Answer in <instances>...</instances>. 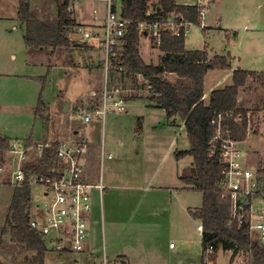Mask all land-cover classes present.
Returning <instances> with one entry per match:
<instances>
[{
  "label": "rangeland",
  "instance_id": "obj_1",
  "mask_svg": "<svg viewBox=\"0 0 264 264\" xmlns=\"http://www.w3.org/2000/svg\"><path fill=\"white\" fill-rule=\"evenodd\" d=\"M17 1L5 0L15 6L13 8L10 5L9 9L4 6V19L0 18V64L7 74L0 77V135H8L13 141H27L30 144L37 142L32 138L50 140L58 136L65 142L85 141L90 147L86 159L91 161L94 175L96 177L102 175L106 184L108 180L126 182L127 177L133 178L136 174H144L143 171L140 172L143 169L146 171L145 174L155 177L156 168L152 167V164H157L162 158L161 154H166L170 149L167 143L170 134L174 139H178L175 149L191 148L181 119L176 125L167 124L168 117L163 110H152L149 107L150 93L147 85H142L144 92L125 103L126 112L107 115L105 121L102 117L96 118L92 114L93 106H101L105 86L104 53L96 40L83 39V30H86L91 21L98 25L104 24L106 7L103 1L78 0L80 2L78 4L77 0H71L73 17L82 30L75 29L71 34L73 41L71 46L67 49L63 47L56 49L53 57L49 56L52 48L46 49V53L41 55L33 52L30 56L27 54L23 38L25 25L19 22L15 14ZM177 1L182 4L186 0ZM230 2L238 6L242 0ZM30 4L40 12L41 19L49 17L52 20L56 17L58 5L56 0H30ZM118 4L120 7V1ZM248 4L253 10L260 7L259 13L264 16V0H250ZM158 5L159 1L153 0L150 11L156 12ZM206 22L213 25L211 14H207ZM254 33L239 32L240 36L236 39L231 37L229 41L224 30L214 29L204 34L198 25H193L186 40L190 48L203 49L207 44L208 52L213 56L217 54L228 56L231 53L240 58L238 66L243 70L264 71V31ZM75 42H81L82 46H76ZM150 44L151 39L144 36L140 46L144 62L151 59L157 61V51L149 54L146 52ZM12 54L16 55V60H12ZM47 64H51L52 67H48ZM213 74L221 76L223 81L226 80L224 73L221 75L216 71ZM251 82L252 85L246 88L245 97L247 106L251 107L249 111L252 114L249 113V116L252 118L253 130L248 139L240 145V149L248 155L252 165L264 167V74L259 80ZM93 92H96V96H91ZM41 95L43 105L44 102L49 105L47 109L42 105L39 112L45 115L48 113L44 124L35 118ZM205 99L208 102L210 98L207 96ZM67 101L70 102V112L63 110L67 106ZM89 114L91 121L85 122L84 118ZM30 136L31 139H25ZM102 150L106 156L112 155L111 163L106 158L102 165ZM153 151L160 152L155 154ZM136 152L142 155L139 162L135 160ZM189 161L191 158L182 160L181 167L187 166ZM146 167H149L148 170ZM191 173L190 169L184 175ZM13 189L0 187V241L3 239V243L0 244V264H28L25 260H32L34 253L13 245L9 235L2 237V230L7 226V218L10 216ZM31 193L35 203L44 202L42 186H32ZM106 193L104 191L102 196L104 204L107 201ZM124 196V191H120L117 198L121 199ZM180 202L178 217L180 234L175 235L170 243L177 246L176 251L185 252L187 262L199 264L203 257L202 235L196 229L200 221L193 217L192 212L202 207L203 193L194 189H182ZM183 239L188 242L186 249L185 245L180 243ZM45 243L49 251L45 257V264H72L75 259L84 260L80 254L57 253L53 251V244L49 241ZM212 256L215 264H227L231 260L232 252L225 251L219 246ZM238 259L246 263L244 257Z\"/></svg>",
  "mask_w": 264,
  "mask_h": 264
},
{
  "label": "trees",
  "instance_id": "obj_2",
  "mask_svg": "<svg viewBox=\"0 0 264 264\" xmlns=\"http://www.w3.org/2000/svg\"><path fill=\"white\" fill-rule=\"evenodd\" d=\"M56 1V17L52 20L46 17L44 20L40 18L38 10L32 9L30 0H18V19L26 24L24 40L31 53H44L46 49L52 48L50 53L54 55L58 48H69L73 42L71 34L80 28L73 17L71 0ZM152 1L120 0L121 15L130 21L124 38L122 63L129 75L146 83L150 100L165 110L168 118L178 117L184 122L191 148L177 151L175 157L180 160L190 156L194 161L190 168L192 173L185 175L182 180L191 189L203 193V205L193 213L194 218L203 224V250L208 245H214L216 249L222 246L225 251L232 252V261L244 257L246 262L264 264V249L251 241L249 228L230 221L231 204L222 198L220 190L223 164L219 144L212 143L217 134L212 125L215 112L231 113L234 117L226 120V123L230 126L232 138L240 142L248 139L249 121L252 122L249 113L252 112L244 109L238 99L240 90L246 86L252 72L236 70L233 85L213 92L209 105H205L202 99L205 76L209 70H229L230 64L226 57L216 56L209 60L203 51L186 49L184 34L173 36L164 33L162 43L158 46L161 52L159 63L146 64L140 54L141 40L145 36L140 31L142 23L175 13L194 25H200V10L196 6L178 5L176 0H158V10L149 14ZM172 74L175 80L169 78ZM42 105L41 95L37 113L41 111ZM238 118L240 120L236 122ZM12 142L7 137H0V148L7 149ZM54 157V150H47L45 157L38 161L39 164L31 166L30 171L51 175L48 170L54 164ZM32 207L31 187L24 184L14 188L10 216L7 226L2 230V237L9 235L13 245L34 253L32 260H25L28 264H44L48 252L45 240L29 227ZM2 243L3 239L0 241Z\"/></svg>",
  "mask_w": 264,
  "mask_h": 264
},
{
  "label": "built area",
  "instance_id": "obj_3",
  "mask_svg": "<svg viewBox=\"0 0 264 264\" xmlns=\"http://www.w3.org/2000/svg\"><path fill=\"white\" fill-rule=\"evenodd\" d=\"M105 3V21L100 28L83 30V39L96 40L104 53L105 86L102 91L101 106H93L91 111L96 118L126 112L125 103L144 92L142 81L129 75L122 63L124 38L130 21L123 18L118 2L120 0H100ZM215 0H197L195 6L200 16V26L204 28L207 14ZM77 3L80 2L77 0ZM96 13V11H94ZM153 12L149 11V14ZM194 24L184 20L179 14L171 13L165 17L148 20L140 25V31L148 36L158 47L164 33L173 36L186 35ZM81 31V27L78 28ZM137 83H136V82ZM150 93V91H149ZM90 111V112H91ZM231 113L215 112L212 125L216 136L212 143L219 144L223 164L220 190L222 198L230 205V221L238 226H247L251 241L257 242L264 249V167L249 163L240 145L243 142L232 138L230 126L226 120ZM91 121V115L84 118ZM240 118L235 119L239 121ZM252 122L249 121L248 136L252 134ZM55 143H58L55 145ZM87 142H50L37 141L27 144L26 141H13L7 149L0 148V187H21L28 184L44 188V202L33 201L29 227L39 233L45 241L53 244V251L63 254L87 253L89 241V223L93 209V195L97 192L102 198L106 186L102 175L97 181L88 176L86 155L89 151ZM54 150L53 166L48 172L51 175L31 172L30 167L39 164L47 150ZM111 159L102 150L104 160ZM203 235L202 222L197 226ZM171 247H174L171 244ZM217 249L208 245L203 250L204 264H215L213 254ZM237 257L227 264H252L242 262ZM72 264H110L106 253L99 262L91 259H75Z\"/></svg>",
  "mask_w": 264,
  "mask_h": 264
},
{
  "label": "crops",
  "instance_id": "obj_4",
  "mask_svg": "<svg viewBox=\"0 0 264 264\" xmlns=\"http://www.w3.org/2000/svg\"><path fill=\"white\" fill-rule=\"evenodd\" d=\"M230 1L231 0H215L208 13V15H212L213 25L212 23L207 24L206 20V26L204 28L198 25L201 30H203L204 34H208L214 29L224 30L227 32L226 37L230 41L231 37L236 39L238 36H240L239 32L258 33L264 31V16L259 13L261 10L260 7L255 10L251 9L248 4L250 0H242L241 3H238V6L232 4ZM176 3L178 5L195 6L197 0H186L182 4H180L176 0ZM10 5L11 4H8V2H5V0H0V18L4 19V6L9 9ZM12 6L14 8L15 5L13 4L11 5V7ZM18 7L19 2L17 1L15 13L17 18ZM31 7L32 9H36V7L32 5ZM14 12L15 11L13 10V14ZM57 13L58 9L56 11V15ZM19 22L25 25L26 33L25 22L21 20H19ZM88 24L89 25L87 26L86 30H95L96 28H100L103 25H98L93 21L89 22ZM192 26H190V28ZM187 34L185 35V46L187 50L203 51L208 55L209 60L214 59L216 56H222L218 54L213 56V54H210L208 52L207 44H205L203 49L190 48L186 40ZM24 36L25 34H23V38ZM78 45V47H80L82 43L78 42ZM26 49L27 54L30 56L31 52L29 51L28 46H26ZM153 51H157L158 53L157 61L154 62L153 59L148 61L146 59V64H158L160 61L161 52L155 45V43L151 40V44L146 49V52L147 54H149ZM45 53L46 52L37 54L41 55ZM49 56L53 57L51 53H49ZM222 57H226L228 59L230 69L225 71H208L204 79V97L202 98L205 105H209L210 100L212 99L211 95L213 92L225 89L226 87L233 85V74L236 70H243L238 66L240 58L238 59L236 56L231 55V53H229L228 56L223 55ZM11 58L12 60H16L17 57L15 54H12ZM47 66L50 68L52 67L51 64H47ZM216 71L221 75L222 73H224L226 80L223 81L221 79V76H215V74L213 73ZM244 71L252 72V75L249 76L246 86L240 90L238 100L239 104L244 109L249 110L251 109V107L247 106L248 103H246V88L248 87V85H252L251 81H255V79L259 80L260 76L264 74V71L247 69H244ZM3 76H7V74L4 73L0 64V77ZM169 78L171 80L176 79L175 75L173 74L169 75ZM143 85L145 86L146 83H144ZM91 94V96H96V92H93ZM207 96H209L210 98L208 102L205 99L207 98ZM66 104L67 106L63 110L64 112H70V102L67 101ZM43 107H46L47 109L49 108V105L44 102ZM149 107L152 110H163L161 108H158L151 100ZM37 111L35 112V118L39 122L42 121L41 123L44 124L43 122L45 120V117H48L46 116L48 113L46 115L45 113L39 114L37 113ZM163 111L166 113L165 110ZM179 119L180 118L178 117L168 118L167 124L171 123L172 125H176L178 124ZM139 121L141 122V120ZM182 123V125H184L183 121ZM0 137H7L11 141L13 140L8 135H0ZM31 138L32 137L30 136L26 137L25 139ZM32 140H34L35 142L41 139L37 140L32 138ZM41 141L44 140L42 139ZM46 141L65 142L64 139H59V136ZM167 143L170 149L167 150L166 154H161L162 158L158 161L157 164H152V167L156 168L157 175L155 177H150L148 176V174H145L146 171H144V169L140 170V172L143 171L144 174H136L133 178L127 177L126 182L108 180V184H106L104 178L102 177L103 182L106 186L105 191L107 193L105 196H107V201L104 204V197L101 198L97 192H94L93 209L89 223V241L87 244V253L82 255L84 260L88 258L95 262H99L101 256L106 253L110 264H190V262H187V259L184 256L185 252L181 253L179 251H176L177 246L171 247L172 243H170V240L175 235L177 236L180 234V228L178 224V222L180 221L178 218L181 203L180 191L182 189H191L189 185H186L183 182L182 178L185 176V172L189 171L190 168L193 167L194 161L190 156L182 158L180 160L175 157V153L177 151L184 150L175 149L176 145L178 144V139H174V136L172 134L168 135ZM159 152L160 151H153V153L155 154ZM141 158L142 155L140 154V152H136L135 160L139 162ZM186 158H191V161L188 162L187 166L182 168L181 162ZM108 161L109 163H111V161H113V157L111 159H108ZM87 164L89 178L92 181H97L99 179V176L96 177L94 175L91 161L88 160ZM143 164L144 162L142 163V165ZM148 168L149 167H146L147 170ZM120 191H124L125 195L121 199L119 197L117 198L118 194H120ZM126 205H128V208H126ZM194 212L195 211H193L192 214ZM198 225L199 224H197V226ZM180 243H183L185 245V249L188 247V242L185 239L180 240ZM201 248L203 254L202 244ZM203 259L204 258L202 257V260L199 261V264H204Z\"/></svg>",
  "mask_w": 264,
  "mask_h": 264
}]
</instances>
